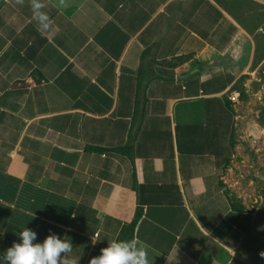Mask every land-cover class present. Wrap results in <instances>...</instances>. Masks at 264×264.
<instances>
[{
  "label": "crops",
  "instance_id": "0c3cea01",
  "mask_svg": "<svg viewBox=\"0 0 264 264\" xmlns=\"http://www.w3.org/2000/svg\"><path fill=\"white\" fill-rule=\"evenodd\" d=\"M254 51L217 0H4L0 237L90 264L134 225L149 264H264V200L234 207L219 176Z\"/></svg>",
  "mask_w": 264,
  "mask_h": 264
},
{
  "label": "rangeland",
  "instance_id": "374dc122",
  "mask_svg": "<svg viewBox=\"0 0 264 264\" xmlns=\"http://www.w3.org/2000/svg\"><path fill=\"white\" fill-rule=\"evenodd\" d=\"M4 0H0V6ZM253 37L254 58L233 87L232 154L220 171L223 193L237 208L264 200V7L252 0H217ZM13 243L0 237V261Z\"/></svg>",
  "mask_w": 264,
  "mask_h": 264
},
{
  "label": "clouds",
  "instance_id": "9594fccd",
  "mask_svg": "<svg viewBox=\"0 0 264 264\" xmlns=\"http://www.w3.org/2000/svg\"><path fill=\"white\" fill-rule=\"evenodd\" d=\"M33 7L40 25L38 30H46L50 23L48 17L39 11V3ZM18 238L20 242L7 249L3 258L5 264H65L73 249L70 238H61L55 233L49 234L43 242H35L37 233L28 227L19 233ZM90 264H149V261L146 249L135 239L113 240L99 256L91 259Z\"/></svg>",
  "mask_w": 264,
  "mask_h": 264
},
{
  "label": "trees",
  "instance_id": "16d2710c",
  "mask_svg": "<svg viewBox=\"0 0 264 264\" xmlns=\"http://www.w3.org/2000/svg\"><path fill=\"white\" fill-rule=\"evenodd\" d=\"M133 226H134V225H131V226L125 228V229L123 230V232L119 235L118 240H123L124 238H126L127 235H128V233H129V231L132 229ZM0 264H5V263H3V262L0 261Z\"/></svg>",
  "mask_w": 264,
  "mask_h": 264
}]
</instances>
